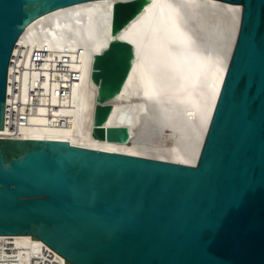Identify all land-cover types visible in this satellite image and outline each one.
Wrapping results in <instances>:
<instances>
[{
    "label": "water",
    "instance_id": "water-1",
    "mask_svg": "<svg viewBox=\"0 0 264 264\" xmlns=\"http://www.w3.org/2000/svg\"><path fill=\"white\" fill-rule=\"evenodd\" d=\"M85 1L0 0V131L18 40ZM221 1L242 15L197 163L0 137V235L67 264H264V0Z\"/></svg>",
    "mask_w": 264,
    "mask_h": 264
},
{
    "label": "bare ground",
    "instance_id": "bare-ground-1",
    "mask_svg": "<svg viewBox=\"0 0 264 264\" xmlns=\"http://www.w3.org/2000/svg\"><path fill=\"white\" fill-rule=\"evenodd\" d=\"M241 15L221 0H91L45 14L14 49L17 90L10 65L8 104L32 115L8 116L0 135L195 165ZM0 264L67 263L31 235H0Z\"/></svg>",
    "mask_w": 264,
    "mask_h": 264
},
{
    "label": "built area",
    "instance_id": "built-area-1",
    "mask_svg": "<svg viewBox=\"0 0 264 264\" xmlns=\"http://www.w3.org/2000/svg\"><path fill=\"white\" fill-rule=\"evenodd\" d=\"M18 57H19V55L16 56V58H18ZM37 61H39V60H37ZM11 63L15 65V69L13 71V76L15 78L13 86H14L15 90H17L18 89V79L17 78H18V75L20 74V70H23V69H22V66H19L18 63L17 64L13 63V57H12V62ZM9 76H10V74H9ZM37 96L38 95L34 94L33 91H32V97L34 98V97H37ZM37 103L41 104L42 102L41 101L38 102L36 100L34 104L30 103V106L36 105ZM16 104L17 103H14L13 105H16ZM32 112L33 111L30 108L26 109L24 111H21V112H17L15 110L14 106L8 104V97H7L6 120H7L8 116H10V119L12 121H14V122L16 121L20 125H27L29 123V119H30V116L32 115ZM11 136L12 135H0V137H11Z\"/></svg>",
    "mask_w": 264,
    "mask_h": 264
}]
</instances>
